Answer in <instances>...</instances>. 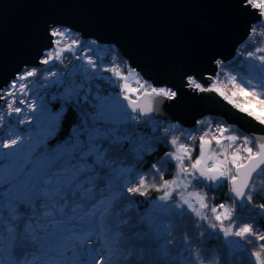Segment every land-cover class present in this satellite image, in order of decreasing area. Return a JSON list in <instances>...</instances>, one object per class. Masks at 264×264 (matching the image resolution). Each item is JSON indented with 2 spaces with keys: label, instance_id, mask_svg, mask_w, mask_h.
Masks as SVG:
<instances>
[{
  "label": "snow or ice",
  "instance_id": "snow-or-ice-1",
  "mask_svg": "<svg viewBox=\"0 0 264 264\" xmlns=\"http://www.w3.org/2000/svg\"><path fill=\"white\" fill-rule=\"evenodd\" d=\"M235 7L255 17L249 43L264 36V0ZM46 35L31 65L0 84V264H264V135L210 117L195 131L157 119L190 92L214 93L264 127V46L229 64L214 59L215 75L181 70L179 82L153 84L129 64H98L61 22ZM160 145L169 150L144 172ZM192 224L207 225L199 247ZM213 234L220 253L205 244Z\"/></svg>",
  "mask_w": 264,
  "mask_h": 264
},
{
  "label": "water",
  "instance_id": "water-1",
  "mask_svg": "<svg viewBox=\"0 0 264 264\" xmlns=\"http://www.w3.org/2000/svg\"><path fill=\"white\" fill-rule=\"evenodd\" d=\"M236 0H0V84L48 43L46 29L61 22L99 43L113 44L150 83H177L181 70L216 73L214 59L231 60L248 36ZM205 85L209 81H204ZM171 103V102H165ZM221 117L246 135L264 127L214 93H188L157 114L163 123L193 128L205 115Z\"/></svg>",
  "mask_w": 264,
  "mask_h": 264
},
{
  "label": "trees",
  "instance_id": "trees-1",
  "mask_svg": "<svg viewBox=\"0 0 264 264\" xmlns=\"http://www.w3.org/2000/svg\"><path fill=\"white\" fill-rule=\"evenodd\" d=\"M74 35H78L79 38L84 41V43L86 45H89L87 42L88 41H93L94 39L92 38H82L80 36L79 33L73 31ZM96 41V40H95ZM92 48V52L90 53L91 55H93L96 59H97V63L98 64H102V65H107L110 66L112 64H117L119 65L122 69L125 67V64H129L127 59L124 57V55L120 52V50L118 49V47H116L113 44H108V43H99L96 41L95 46L89 45ZM260 46H264V36H255L254 42L245 45L244 47L239 48V52L237 51V54L229 61L226 62V64H229L231 62H233L234 60H243L244 57L243 55H241L240 53H246L247 51H252L254 50L256 47H260ZM67 59L65 60V64H68L69 61L71 60V54H65ZM73 63H77V61H74ZM51 67V66H49ZM55 67L59 68V70L63 71V67L61 65H55ZM101 75H103L104 77H109V73H101ZM98 83H101L102 86H104L103 81H99ZM116 91H119V89H116ZM57 103L55 101H53L52 103L49 104V108L52 109L53 111L55 110L53 108V105ZM205 117H210L212 122H213V126H215L216 122H224L226 125L232 126L237 132L246 135L243 131H241L240 129H238L236 126L234 125H230L227 124L224 119H222L219 116L216 115H212V114H207L205 115L202 119H204ZM200 119V120H202ZM161 124L163 125H167V123H163L161 121H159ZM71 123V121L69 120H65L64 124H63V128L61 131V134H64V132L68 129L69 124ZM26 127V126H25ZM184 128V127H183ZM188 131H195L196 130V125L193 128H184ZM159 134V133H157ZM169 147H165L164 145H160L158 147L155 148V150L148 156L145 157V165L143 168L144 172L148 171V168H150L152 163H155L156 160L162 156L164 154V152L168 151ZM199 155V148L198 146L196 147L195 152L193 153V159H195L196 156ZM164 170L166 172L165 174V179H172V176L167 174L169 172H172L174 170V165L172 167H168V166H164ZM151 176H149V180L151 182ZM157 180L159 179L158 177L156 178ZM228 193V185L225 182H222L220 185L216 186L215 189V197H216V203H220L223 202L224 197L227 195ZM159 193L155 192V191H151L149 193V200H154L156 196H158ZM209 195H213V193H209ZM137 199L143 200L144 198L141 197H137ZM258 202H264V201H258ZM192 220H195V217L192 218ZM191 221L189 220L188 216H184L181 220V224L182 225H188L190 224ZM199 231H207V225H204L202 228L200 229H196L195 225L192 224L191 229L187 232V234L189 235V237L192 240V244L196 245V235ZM184 235V232L179 233V237L178 238H182ZM215 234H213V237H209L206 239L205 244L207 246V248L215 253H220L221 252V248L219 246V243L217 241V239L214 238ZM197 247H199V245H196ZM249 248L251 249L252 246L250 245ZM231 257H229L230 259Z\"/></svg>",
  "mask_w": 264,
  "mask_h": 264
},
{
  "label": "built area",
  "instance_id": "built-area-1",
  "mask_svg": "<svg viewBox=\"0 0 264 264\" xmlns=\"http://www.w3.org/2000/svg\"><path fill=\"white\" fill-rule=\"evenodd\" d=\"M254 39H255V37H253V39H252V42L251 43H253L254 42ZM247 44H250L249 43V41H248V36L245 38V40L243 41V43L240 45V47L239 48H241V47H244L245 45H247ZM236 54H237V52H236ZM235 54V55H236ZM226 63V62H225ZM217 71H219L218 69H217ZM216 71V72H217ZM215 75V74H214ZM209 83H210V81H209Z\"/></svg>",
  "mask_w": 264,
  "mask_h": 264
},
{
  "label": "rangeland",
  "instance_id": "rangeland-1",
  "mask_svg": "<svg viewBox=\"0 0 264 264\" xmlns=\"http://www.w3.org/2000/svg\"><path fill=\"white\" fill-rule=\"evenodd\" d=\"M90 42H91V41H88L87 43L90 45ZM92 46H95V45H92ZM239 47H240V46H238L236 52L238 51ZM236 52H235V54H236ZM235 54H234V56H235ZM234 56H233V57H234ZM73 62H74V61H72V63H73ZM216 71H217V70H216Z\"/></svg>",
  "mask_w": 264,
  "mask_h": 264
}]
</instances>
